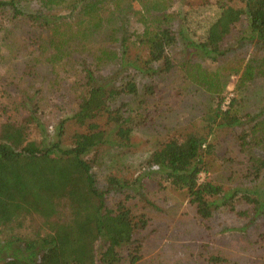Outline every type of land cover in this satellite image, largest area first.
I'll list each match as a JSON object with an SVG mask.
<instances>
[{"label": "trees", "instance_id": "16d2710c", "mask_svg": "<svg viewBox=\"0 0 264 264\" xmlns=\"http://www.w3.org/2000/svg\"><path fill=\"white\" fill-rule=\"evenodd\" d=\"M194 1L0 0L3 40L17 47L28 37L16 40L14 28L31 24L29 38L52 50L49 61L54 57L58 64L78 63L82 72L71 115L52 128L44 119L41 105L46 101L40 90L23 91L14 102L16 119L0 121V252L5 251L0 264L139 261L150 223L136 198L142 197L141 177L129 180L112 174L100 187L89 154L100 146L131 145V110L141 97L136 77L154 73L155 63L171 70V47L179 41L187 56L180 62L185 77L210 91L216 101L198 126L152 151L147 176L154 174L159 187L183 191L205 221L222 207L235 208L236 197L248 205L235 211L238 216L250 222L264 214V199L243 184L264 180V111L243 114L235 98L224 105L223 96L229 75H239L242 84L264 77V0L201 1L213 5L217 14L203 35L191 38L187 14L180 13V7ZM132 17L140 32L131 30ZM248 45L257 55L245 62L235 51ZM199 58L214 67L192 61ZM126 97L130 99L122 101ZM68 121L80 130L71 133L67 143ZM218 128L240 129L236 140L243 170L231 190L201 178L213 153L209 137ZM209 259L229 264L219 254Z\"/></svg>", "mask_w": 264, "mask_h": 264}, {"label": "rangeland", "instance_id": "374dc122", "mask_svg": "<svg viewBox=\"0 0 264 264\" xmlns=\"http://www.w3.org/2000/svg\"><path fill=\"white\" fill-rule=\"evenodd\" d=\"M201 1L195 0L189 7H180V13L187 14V34L191 38L203 35L217 14L213 5L204 6ZM32 4V8L37 7ZM130 28L141 31L135 17H132ZM33 30L34 26L26 23L14 28L16 40L28 37L17 47L3 40V31L0 30V121L16 119L14 102L19 101L25 91L33 94L40 90L46 101L41 105L44 119L52 128L58 120L71 115L76 94L81 90L82 72L78 63L58 64L54 57L52 62L49 61L52 50L42 48L34 37L29 38ZM20 44L23 45L18 48ZM182 50L181 41L171 47L174 61L171 70L164 71L161 63H155L154 73L136 77L141 97L131 110V145L100 146L89 154L96 184L105 186V180L112 174L129 180L141 177L140 192L143 193L141 198H136L140 201L139 209L146 211L150 223L144 230L141 257L135 264H215L209 259L212 254L225 256L229 264H262L264 214L250 222L238 216L235 211L248 205L241 197H236L235 208L222 207L205 221L197 216L183 191L169 185L159 187L154 174L147 176L151 170L148 159L152 151L169 137L198 126L202 114L215 105L216 97L210 91L185 77L180 62L187 56ZM235 52L241 53L245 62L257 55L251 45ZM192 61L214 67L201 58ZM27 69L31 71L24 72ZM109 70L111 67L106 69ZM223 96L224 105L235 98L243 114L264 111V77H254L242 84L239 75H229ZM128 99L130 97L122 101ZM76 130L80 128L71 121L66 122L67 143L68 136ZM239 130L218 128L211 134L213 153L207 157L208 172L201 175L202 179L206 177L227 190L235 187L243 170V153L236 140ZM243 184L250 185L264 199V180H246ZM113 200L111 197L108 203ZM36 231L42 230L37 226ZM4 254L5 251L0 252V256Z\"/></svg>", "mask_w": 264, "mask_h": 264}]
</instances>
